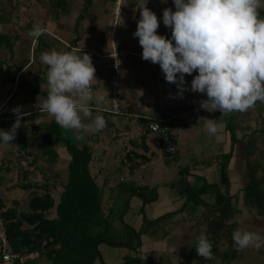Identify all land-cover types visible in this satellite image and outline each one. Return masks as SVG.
<instances>
[{
  "label": "trees",
  "instance_id": "obj_1",
  "mask_svg": "<svg viewBox=\"0 0 264 264\" xmlns=\"http://www.w3.org/2000/svg\"><path fill=\"white\" fill-rule=\"evenodd\" d=\"M92 1L82 0L80 2L74 20L68 29L69 33L65 35L67 38L66 44H75L80 39V35L78 37L79 33L89 34L96 31L89 25L86 29L81 28L78 30L83 19L82 10L88 8ZM115 1L111 0L112 7ZM33 2L40 8L45 5L43 13L46 16L48 13L51 17L53 16L54 25L57 24V28L62 29L66 26L65 23L58 21V16L59 13L66 15L71 0H33ZM124 2L125 0H122L120 4V13ZM260 15L264 18V9L260 10ZM9 20L10 18H4L3 14L0 16V23H8ZM34 23L37 22L31 16L25 21L23 29L19 26V30L25 33V31L32 28ZM40 24L45 28L50 26L45 17H43V22H40ZM111 24L104 29L105 32L111 28ZM10 26L12 28V25ZM17 30L12 28V32L8 33L0 31V49H6L9 53H12L14 42L18 38V34L16 35ZM51 31L54 33V30L51 29ZM57 36L50 35L46 31L38 40H34V46L32 45L33 55L41 56V53L45 51L55 50L57 41H59L56 38ZM68 51H71V49L66 46V52ZM13 65L18 66L19 63ZM46 73L47 66L44 64L39 65L31 77V83H29L31 89L33 85L39 82L47 84ZM196 74L194 72L192 75L186 76L194 77ZM110 76L107 78L110 79ZM161 76H164V74L162 73ZM46 89L43 94L48 96V88ZM257 106H259V103H257ZM257 106L255 108H258ZM218 114H220L218 118L226 122V128L229 130L230 147L221 154V159L215 168L213 180L206 182L202 176L195 175L192 182L189 183L185 179V175L188 174V166H180L178 175L170 182L169 187L177 190L178 195L184 198L182 206L150 220L142 215L141 225L137 229L122 219L114 227L115 218L120 219L123 210L115 213V216L103 211L100 189L103 186L101 187L96 183L88 170L91 158L89 147L85 143H71L54 118L32 124L28 131H23L16 141V150L19 153L17 161L23 160L26 163L19 167L21 169V180H16L11 185L12 187H20L23 190L27 189V194L21 203L16 198H11L8 203L0 198V228L1 237L4 241V247L0 242V254L2 251L15 252L17 256L13 258L11 264H104L97 248L99 243L133 250L139 243L140 234L155 237L153 235L155 229L168 225L179 210L182 212L189 209L190 200H192V208L201 206L203 209L202 221L198 220L197 215V220L189 223L188 226L193 241L192 247L195 248L197 237L201 233L206 234L212 242L213 258L208 261L205 260L197 254L195 248L196 256L191 264H229L232 259L237 257L239 252L236 250L232 239V233L237 229L234 218H236L235 214L239 207L235 205L237 203H235L236 197L234 194L228 192L229 178L227 175V162L232 152L231 146L237 139L234 137L231 127L230 117L232 113L222 117L220 112ZM226 117L227 120H225ZM140 121L146 122V119H139L138 122ZM261 122L262 124L255 128V132L264 136V116L261 117ZM166 132L170 143L174 146V151L170 155L164 152L166 142L164 137L158 134L155 137L161 148L160 155L163 161L169 162L175 158L177 152L174 135L169 134L168 129ZM253 133L254 131L241 134V140H244L243 156L246 180L240 189L242 192L240 198L242 206L246 209H254L259 216L264 217V151L255 150L256 141ZM144 135L145 132L139 135L138 140L135 139L137 144L143 146L142 151L147 149L143 142ZM56 144L64 147L63 149L68 158L65 166V177L60 184L61 189L57 197L54 198L50 193V189L54 186L55 181H49L45 177L41 178L40 181L37 179L28 181L27 174L35 177L36 172L42 173L46 168L52 166L57 156L54 148ZM142 158H145L143 153H137L133 149L126 150L121 159L122 165H125L127 170L131 172L132 169L140 166ZM39 159L47 167L38 163ZM130 181L124 182L123 179H119L117 192L120 194H134L142 203L151 202L156 198L155 186L133 184ZM102 183L106 185L107 180L104 179ZM200 194L212 195V203L207 204L201 201L199 199ZM141 212L140 209L139 213ZM30 255H33V257H28ZM20 257L21 260H19ZM126 263L146 264L142 259L124 256L119 264Z\"/></svg>",
  "mask_w": 264,
  "mask_h": 264
},
{
  "label": "clouds",
  "instance_id": "obj_2",
  "mask_svg": "<svg viewBox=\"0 0 264 264\" xmlns=\"http://www.w3.org/2000/svg\"><path fill=\"white\" fill-rule=\"evenodd\" d=\"M175 11L163 10V25L171 30V38L158 34L160 21L147 7L148 0H136L140 19L133 33L142 47V59L159 64L166 82L176 86L172 99H183L186 92L206 94L199 107L222 116L244 113L264 104V0H173ZM46 32L34 23L27 35L38 40ZM47 66L48 96L40 110L53 117L66 131L98 133L107 127L102 115L93 116L88 103L93 99L92 82L96 68L92 57L82 49L68 52L56 50L41 53ZM197 73L190 85L185 76ZM113 111H116L114 108ZM27 115V114H23ZM22 115L9 130L0 129V141L10 144L20 128ZM85 119L88 122H85ZM205 128L217 141L223 139L221 123L201 118ZM83 139V136L79 137ZM237 224L243 221L234 218ZM237 251L264 247V236L237 228L232 233ZM197 254L205 260L213 258L212 242L201 233L197 237Z\"/></svg>",
  "mask_w": 264,
  "mask_h": 264
},
{
  "label": "rangeland",
  "instance_id": "obj_3",
  "mask_svg": "<svg viewBox=\"0 0 264 264\" xmlns=\"http://www.w3.org/2000/svg\"><path fill=\"white\" fill-rule=\"evenodd\" d=\"M81 1L82 0H71L70 8L67 12L68 13L67 19H64L65 16L67 15L64 16V14L59 13L60 15L62 14L60 16L62 18H59L60 21L65 23L67 27H70V25L72 24L74 20V16L76 14L78 7L80 6ZM43 7L45 8V5ZM43 7L40 8V6H36L33 0H0V16L3 14L4 18H10L8 23L6 22L0 23V29L4 30L5 32H8L7 30L10 29L11 27L10 25H14L19 28L18 24L24 23L25 21H27L28 18L32 16V18L37 23L43 22V17H45L50 25L47 26L46 28L47 29L51 28L52 30H54L55 34L58 33L57 25H54L53 16L51 17L49 13L46 16L43 13L44 12ZM147 7L150 8L157 15V18L160 21V27L157 30L158 34L163 36H167L168 34V36H170L171 30L163 25L162 16H163V10L165 8H171L173 11L176 10L173 0H148ZM111 8H112L111 0H93L92 3L89 4L88 8H86L84 11L82 10L83 19L80 22V27H78L79 30L81 28L86 29L88 25L92 26L94 29H96L95 33L101 36L100 39L102 38L101 40H99V45L101 49L98 50L93 40V37L91 36V39L89 40L90 45L88 47L90 48V51H94V52L97 51L100 54H106L110 52L109 42H111V40L109 35L105 34L104 29L111 24V20H112ZM139 19H140V15H139V11L136 10V0H125L123 6L121 7V13H120L121 23L118 27L119 34L117 35L119 41H117V38L115 37L116 40L114 42V46L116 48L127 50L124 56L122 57L123 59L125 58V60L124 61L121 60L120 62L118 61L117 63L118 70H117V80H116L117 82L116 92L120 95L121 104L134 103L137 100L135 94L133 95V93H129L131 92V89L128 88V82L131 79L128 76L127 65L125 63L134 62L138 56H135L133 51L142 50V47L139 44V39L133 36V33L137 30V21ZM87 34L85 32H82L78 34V37L80 35L83 38H87L88 37ZM20 37H21L19 38L20 42L22 44H25L26 47L28 42L27 39H25L26 41H24V38H22V36ZM17 42L18 44L20 43L19 41ZM34 42L35 41L33 40L32 41L33 46H34ZM57 42H58L57 44H59L60 47L62 48L60 42L59 41ZM16 45L15 47L13 46L15 50L13 53L14 59H17L23 54V53L22 54L19 53V49L16 47ZM22 47L25 48L24 46ZM28 52H29V48H28ZM59 52H62V49H60ZM85 53L88 52L86 51ZM2 54L5 55V51ZM30 55L33 60L36 58L40 60L39 55H33L32 52L30 53ZM100 61L109 62L110 60L102 58ZM157 65L158 64H152L150 62L149 68H146L149 69V72L151 73V77L156 71ZM0 68H2L0 69V78H2V75H5L6 73L5 64L3 62H0ZM151 77L148 78L150 79L148 80V83L150 84L151 89L155 93L158 94L162 93V95H164L163 97L160 96V101L163 106L168 108L169 104L167 101H172L173 99L170 98V95L168 96L165 95V88L159 87L157 85L158 81L156 80L151 81ZM185 79L187 83L190 85L193 77L185 76ZM20 83H21L20 81L15 82V84H20ZM0 84L5 85V87H9V83H7L6 79H4V81H2ZM11 85L12 83L10 84V86ZM121 87L124 90V92L121 91ZM172 88L173 91L175 92L172 95H175L177 92L176 86L172 85ZM95 96L96 94L93 95V99L95 98ZM201 99H207L206 94L201 95L199 93L186 92L183 99H179V98L175 99L176 100L175 110L177 112L180 111V106H186V108L188 109L183 113L180 112L179 116L174 121L175 124L174 128L178 127L179 122H187L192 125L195 124V126L198 125L199 130L196 137L191 138L187 145H185L186 143H180V146L177 147L178 154L174 162L175 164H178L180 166L187 165L188 169L189 170L190 168L193 169L196 174L199 171H201L202 172L201 175H203L206 168L214 169V165L220 161L221 154L224 153L225 151L223 150L221 141H217L215 136L208 133V131L204 126L205 121L201 119L211 116L208 119H212V120L217 119V123H221L218 121V116H217L218 114L216 112L208 113L203 109H201L199 107V101ZM257 107L258 108L250 109L244 113L234 112L230 117V121L232 122L231 127L234 132V137H236L237 141L234 143L235 144L234 146H231L232 152L228 159L229 160L227 165L228 175H229L228 192L230 194H234V196L236 197L235 203H237L235 205L239 207V210H237L235 217H239L243 221L241 224H237L236 227L240 228L243 231L257 232L261 236H264V217L259 216L254 209H248V208L246 209V207L242 206L241 198H240L242 193L240 189L243 187L246 180V169L244 166V156H243L244 140H241V134L246 132L250 133L251 131H254L253 134L255 135V141H256L255 150L264 151V136L262 134L255 132V128L259 127L262 124L261 117L264 116V104L259 103V106ZM1 113L3 114V111ZM95 115H97V113H93V116ZM109 119L111 122L114 123V126L116 127V130L114 132V134L116 135L113 136L112 135L113 129L112 128L110 129L109 126H107L104 130L101 131V133L99 132L94 134L96 138L95 140L92 141V143L91 141H88L87 143L85 139L79 138L80 136H84L83 132L75 133L72 131H66L61 127L60 129L61 131H63V134L65 135L66 138L69 139L71 143H75V144L86 143L88 145L91 153V158L88 164V170L90 175L96 179L95 181L98 184H100V181L102 180L101 176L103 178L105 177L107 180V184L104 185L102 188H100L101 201L103 207L102 209L104 212H109V214L111 215L113 214L112 216H115V213H117L116 210L122 207V197L127 195V194L124 195L121 194L117 196V183L119 181V178L123 179L124 182H127L129 178H133L140 184H148V183L146 180V176L144 174L141 173L143 176L142 178L139 177L140 174L139 170L132 169L133 171L131 170V172H129L127 170V167L125 165L123 166L120 163L121 156L124 154L125 148H129V149L132 148V145L129 143V139H134L138 137L142 133L143 129L139 125L133 124L123 117H116L115 115H111ZM227 119L228 118L226 117L225 120ZM24 124L28 125V124H32V122L29 121V119H27L24 121ZM123 124L128 125L127 130L121 128ZM225 124H226L225 121H223V123L221 124L222 131L220 135L226 134V136L229 137V130L226 128ZM1 125L2 124H0V128L2 127ZM151 139L153 140V132L150 131L146 133V142L149 146V151H153L154 153H157V146L151 141ZM11 142L14 143V140ZM10 150L13 152L16 151L11 147ZM255 155L256 153L254 154V156ZM157 162H160V160L157 159L156 163ZM55 169L54 167H52L51 171ZM147 169L151 170V166L145 165V170ZM6 174H4L5 178L12 175V174H7V175ZM48 174H50V172ZM61 174L65 176V172H62ZM192 174L194 173L192 172ZM39 178L40 176L36 175V179L40 181ZM175 178L176 175L174 176L173 179ZM16 180L19 181L21 180V171L17 175L16 179L14 178L11 179L12 182ZM8 181L9 179L7 180L6 178L3 181L0 180V183H3L4 185L5 184L8 185L9 183ZM233 183H235V186L233 185ZM3 187L4 188H0V195H2L4 202L7 201L6 203H8L11 198H16L19 201V203H21L27 194V189L23 190L22 188L17 186H14L12 189H9L6 186ZM169 191L176 193L177 195L179 194L177 190L172 188L169 189ZM52 194L54 198L57 197V191H54ZM205 197L206 196L203 194L199 195V198H201V200H205L206 199ZM182 199L184 201L183 197ZM191 202L192 200H190L189 210H192ZM151 207L154 208V212L158 213L159 215H162L164 214V212H170L167 210H171L170 208L172 207V205L167 203V201L164 198H161L157 200L155 204H152ZM201 208L202 207L200 206L198 210L200 209L201 211L202 210ZM125 217L124 218L127 219V216ZM190 217L193 218V215L184 214L182 219L187 222L190 219ZM161 228L166 229L167 232L170 227L168 228L166 227V225H163ZM191 230H193V228H191ZM1 234L2 233L0 228V238H2ZM145 247H150V244L149 243L147 245L144 244L143 248ZM97 248L99 253L104 259L103 260L104 264H119L120 258L118 257V255L121 254V252H123L124 249L121 248L118 249V247L115 248L112 246L103 245L102 243H99ZM108 253H112V255ZM128 264H132V263H128ZM229 264H264V247H261L260 249L248 248L239 251L237 257L232 259L229 262Z\"/></svg>",
  "mask_w": 264,
  "mask_h": 264
},
{
  "label": "crops",
  "instance_id": "obj_4",
  "mask_svg": "<svg viewBox=\"0 0 264 264\" xmlns=\"http://www.w3.org/2000/svg\"><path fill=\"white\" fill-rule=\"evenodd\" d=\"M66 15L67 16H65L64 14L65 16L64 19L68 18V13H66ZM60 16L61 15L59 14L58 21L60 20L59 18H62ZM24 23H20L18 25L22 28L25 26ZM111 23H112V20H111ZM7 25H10V24H7ZM12 28L18 29L16 33V35L18 34V38L14 42V47L16 44H18L17 41L20 42L19 38L21 37L19 36H22V38H24V41H26L25 39H27L28 42H27L26 47H25V44H22L21 42L18 45H16V47L19 49V53L20 54L23 53L22 56L18 57L17 59H14V54H13L15 51L14 47L12 48V53H9L8 50L6 49H0V62H3L5 64V69H6L5 75L1 74L2 78H0V83L4 81V79H6L7 83H9V87H5V85L0 84V109L1 111H3L4 115H9V117H13L18 114L22 115V119H21L22 126L17 129V135H16V138L14 139L15 144L10 141V144L5 145L2 141H0V180L3 181L6 178L7 180L9 179L8 185L6 184L4 185L3 183H0L1 185L0 188H4L3 186H6L9 189H12L13 187L11 185L12 183H15V181L12 182L11 179L17 178V175L21 171L19 167L26 163L23 160H21L20 162L17 161V157L19 155L18 151L16 150L17 139L20 138L21 133L23 131H26V132L28 131V129L30 128V125L35 124L38 121H49L50 119H53V117L49 116L46 112L40 110L42 102L47 98V95L43 94L44 91L47 90L46 88H48L47 84L43 82H39L38 84L33 85L32 89L30 86L31 84H29L31 83V77L34 75L39 65H43L41 63V60H38L37 58L33 60L31 58L30 53L32 52V48H33L32 47L33 39L27 35L28 31H25V33H23L22 31L19 30V28H17L14 25H12ZM12 28L10 27V29H8L7 31L12 32L11 31ZM57 29H59V31L58 33L55 34V33H52V31H49L51 29L46 28V31L50 35H53V36L58 35L56 38L59 39L60 44L62 45V48L60 47L59 44H56L55 46L56 51L59 52L60 49H62V52H66V46H68L70 47L71 50L72 49H82L83 52L87 51L90 54V56L92 55V63L94 67L96 68L95 76L97 79L92 82V87H93V95L96 94V96L94 99H92L88 103L90 105H93L92 106L93 113H97V115L104 116V118L107 121V126H109L110 129L111 128L113 129L112 135L115 136L116 134H114V132L116 130V127L114 126V123L111 122L109 119V117L112 114H107V115L101 114V112L100 111L98 112L94 107V106H97L98 96H103V98L104 97L107 98L108 96H110L111 93H113L115 94V99L118 105L122 107H131L135 109L137 113L140 115L139 117L135 119H130L128 117L121 116V115H115V116L123 117L127 119L129 122L139 125L143 129L142 133L145 132V135L143 137V142L147 146V149L145 151H142L143 149L142 145H139L135 142V139L138 140L139 136L134 139H129V143L132 145V148L130 149H133L137 153L144 154L145 158H142L143 159L142 163L140 164L138 168H136V170L140 171V174H139L140 178H142L143 176L142 174L146 176V180L148 183L146 185L156 187L155 188L156 198L151 202L142 203L141 200L136 195L131 194V193L122 197V207L120 209H117L116 212L119 213L123 210V213L120 215L121 216L120 219L117 220L115 218V221L113 223L114 227H116L118 224V221L122 219L123 221L127 222L129 225L137 229L141 225L142 215L148 220L160 216L158 213L154 212V208L151 207V205L155 204L157 200L161 198H164L167 201V203L172 205V207L170 208L171 210H167V211L179 209L183 203L182 197H180L176 193L169 191V189H171L169 187V184L173 180L174 176L178 175V170L180 168V165L175 164L174 162L178 154L177 147L180 146V143H186L185 145H187L191 138L196 137V135L198 134V130H199L198 125L195 126V124L192 125L187 122H179L178 127L174 128V125H175L174 121L177 119L180 112L183 113L188 108H186V106H180V111L177 112L175 110L176 108L175 99H173L172 101H167L169 104L168 108L162 105L160 101V96L163 97L164 95H162V93L161 94L155 93L151 89L150 84L148 83V80H150L148 78L151 77V73L149 72V69H146V68H149L150 62L144 61L142 59V50L133 51L134 55L138 56L137 59L134 62L125 63L127 65L128 76L131 79L128 82V88L131 89V92L129 93H133V95L135 94L137 100L136 102L133 101L134 103L121 104L120 95L116 92V83H117L116 80H117V70H118L117 63L118 61L120 62L121 60L123 61L125 60V58L123 59L122 57L124 56L127 50L116 48L114 46V42L113 43L109 42V48H110L109 53L100 54L97 51L96 52L90 51V48L88 47L90 45L89 40L91 39V36L93 37V40L98 50L101 49L99 45V40H101L102 38L100 39L101 36L95 33V31L87 34L88 35L87 38H83L82 36H80V39H78L75 44L68 45L66 44L67 38L65 37V35L69 33L68 31L69 27L64 26L62 29L60 28H57ZM118 29L119 28H117L116 38H117V35L119 34ZM0 31L5 32L4 30H1V29ZM109 31L110 29H108V31H106L105 34H108L110 37ZM170 36H168L167 34L166 37L171 38ZM117 41H119L118 38H117ZM22 46H24L26 49L23 48ZM28 48H29L30 53L28 52ZM4 51H5V55L2 54ZM114 51L120 52L119 54L120 56L116 60H113L111 57H109V55L112 54ZM40 57L41 56H39V58ZM102 58L109 59L110 61L109 62L100 61ZM113 62H115L116 64V69L114 71L110 68V65ZM14 63H19V65L14 66L13 65ZM159 68L160 66L158 64L156 71L151 77V81H155V80L158 81L157 85L159 87L165 88V95L168 96L170 94L175 93L172 88L173 84L166 82L165 77L159 75ZM110 75L113 76L114 78L113 84H111V79L107 78ZM16 81H20L21 83L15 84ZM11 83L12 85L10 86ZM121 91L124 92L122 87H121ZM158 105H161V112L163 114L169 115L172 117V119L167 124V127H168L169 134H172L175 137V142H176L175 149H176L177 154L175 158L169 162H164L160 155L161 148L155 137L157 136L155 133H153V140L151 139V141L157 146V153H154L153 151H149V146L146 142V133L150 132V130L147 127V123H149L151 118H153L156 115L155 111L157 110ZM216 113L218 114L219 111H216ZM23 114H27V115H23ZM219 115L220 114H218L217 116ZM209 117H206V118H209ZM142 118L146 119V122H141V121L138 122V120ZM16 119L17 118H10L6 121L0 122V124H2L1 125L2 127L0 129L9 130L12 124L16 121ZM27 119H29V121H31L32 124H28V125L24 124V121ZM218 121L221 122L222 121L221 118H218ZM85 122L87 123L88 120L85 119ZM121 128L127 130L128 125L123 124ZM224 135H222L223 139L220 141H221L223 150L226 152L227 149L230 147V142H229V137L226 136V134ZM95 138L96 136L92 133H89V134L84 133V136H83V139H85L87 143L88 141H91L92 143V141L95 140ZM136 145L137 147H135ZM234 145L235 144H232V146ZM10 147L16 151L14 152L11 151ZM54 148L56 150L57 156L52 166L50 168H46L44 172L42 173L36 172V175L40 176L39 179L45 177V178H48L49 181H55L54 186L50 189L51 191L50 193L52 196H53L52 193L54 191H57V194H58L61 189L60 184L62 183V180H64V177H65L61 173L65 172V166H66V162L68 158V155L65 153L63 149L64 147L62 145L56 144ZM126 150H129V148H125L124 153L126 152ZM123 155L121 156V159ZM157 159H159L160 162L156 163ZM37 162L44 165L43 161L40 159ZM120 163L122 164V160L120 161ZM145 165L146 166L150 165L151 170L149 169L145 170ZM217 165H218V162L214 165V169L206 168L203 175H201L202 174L201 171H199L196 174L195 171L190 168V170L194 174H192V172L188 169L187 170L188 174L185 175V179L189 183H191L194 175H200L203 177V179L206 182H210L213 180L212 178L215 174V168L217 167ZM227 165H228V162H227ZM52 167H54V169L55 168H58V169L51 171ZM212 170L214 173L212 172ZM49 172L50 174H48ZM6 173L12 174V175L5 178L4 174ZM227 175H228V168H227ZM27 176H28V181H32L33 179H36V176L34 177L31 174H27ZM228 178H229V175H228ZM101 179L102 180L100 181L99 185L102 187L104 186L102 182H104V179L106 178L105 177L103 178L101 176ZM128 180H131L130 182H132L133 184L138 183L133 178H129ZM233 185L235 186V183H233ZM28 190L30 189L28 188ZM119 195L121 194L117 192V196ZM203 195L206 196L205 197L206 199L205 200H201V198L199 199L207 204H211L212 195L210 194H203ZM0 198L2 199V195H0ZM198 208H200V206H196L195 208H192V210L187 209L186 211H182V212L179 210L173 216L170 223L166 225V227L168 228L170 227L167 232H166V229L159 227V228H156L155 231L153 232V235L155 237H150L147 234H140L139 243L137 247L133 250L125 248V247H118V249L120 248L124 249L123 252H121V254L118 255V257L120 258L119 262L122 261V257L131 256V257H136L138 259H142L143 261H145L146 264H191L194 261L196 253L194 250L195 248L192 247L193 241L190 237V231L188 229V226H189V223H192L197 220V215H198V220L202 221L201 217L203 215L202 213L203 209L201 208L202 210L200 211V209L198 210ZM140 209L142 210L141 213H139ZM139 214L140 215L142 214L141 217ZM184 214L193 215V218L190 217V219L186 222L182 219ZM125 216H127V219H125L126 218ZM0 242H1V245L4 247V241L2 238H0ZM148 243L150 244V247L143 248V245L144 244L147 245ZM102 244L107 245L105 243H102ZM108 254L112 255V253H108ZM28 257H33V255H30ZM101 258L103 259L102 256ZM135 261L139 262L138 260H135Z\"/></svg>",
  "mask_w": 264,
  "mask_h": 264
},
{
  "label": "built area",
  "instance_id": "obj_5",
  "mask_svg": "<svg viewBox=\"0 0 264 264\" xmlns=\"http://www.w3.org/2000/svg\"><path fill=\"white\" fill-rule=\"evenodd\" d=\"M122 3V0H116L112 10H113V17H112V25L109 31L110 34V40L111 42H115L116 40V34H117V28L120 25V4ZM120 52L114 51L112 54L109 55L113 60H116L119 58ZM110 68L114 71L116 69V64L113 62L110 65ZM159 75H162L161 68H159ZM111 79V84L114 82L113 76H110ZM93 106V105H91ZM95 109L101 114H112V115H121L128 117L130 119H135L139 117L140 115L137 113V111L131 107H122L118 105L115 99V94L111 93L110 96L107 98H103V96H98V101H97V106H94ZM116 109V111H113V109ZM2 111L0 110V122L6 121L10 118H14L17 116L9 117V115H4L1 113ZM156 115L151 118L150 122L147 123L148 129L158 135H161L165 139V147H164V152L167 155H170L174 151V146L170 143L167 135V124L169 121L172 119L171 116L165 115L161 112V105H158L157 110L155 111ZM21 115V114H19ZM17 255L15 252L13 253H8L6 251H2L0 254V264H11L13 261V258H15ZM21 260V257L19 258Z\"/></svg>",
  "mask_w": 264,
  "mask_h": 264
},
{
  "label": "water",
  "instance_id": "obj_6",
  "mask_svg": "<svg viewBox=\"0 0 264 264\" xmlns=\"http://www.w3.org/2000/svg\"><path fill=\"white\" fill-rule=\"evenodd\" d=\"M137 262V261H136Z\"/></svg>",
  "mask_w": 264,
  "mask_h": 264
}]
</instances>
